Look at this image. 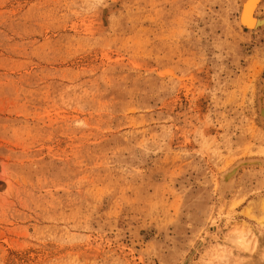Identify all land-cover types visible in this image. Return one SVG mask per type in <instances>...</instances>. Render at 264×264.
Here are the masks:
<instances>
[{
	"label": "rangeland",
	"instance_id": "rangeland-1",
	"mask_svg": "<svg viewBox=\"0 0 264 264\" xmlns=\"http://www.w3.org/2000/svg\"><path fill=\"white\" fill-rule=\"evenodd\" d=\"M238 11L0 0V264H264V166L216 188L264 154V26Z\"/></svg>",
	"mask_w": 264,
	"mask_h": 264
},
{
	"label": "bare ground",
	"instance_id": "bare-ground-1",
	"mask_svg": "<svg viewBox=\"0 0 264 264\" xmlns=\"http://www.w3.org/2000/svg\"><path fill=\"white\" fill-rule=\"evenodd\" d=\"M263 0H238V18L237 23L240 27L248 31H256L260 27L264 26V13L259 15V8ZM115 6L114 1H110L106 4V8L112 9ZM263 75L259 78L255 99H256V117L264 125V70ZM262 157H248L239 158L233 161L228 167L221 171L217 177V190H220V194L223 195L222 198L226 199L227 196L233 190L237 176L239 172L250 166L253 162H260V166H264V154ZM248 238H245L243 231H235L232 236L236 240L237 244L243 250H249L251 246L257 244L255 232L248 229ZM220 246V245H219Z\"/></svg>",
	"mask_w": 264,
	"mask_h": 264
},
{
	"label": "water",
	"instance_id": "water-1",
	"mask_svg": "<svg viewBox=\"0 0 264 264\" xmlns=\"http://www.w3.org/2000/svg\"><path fill=\"white\" fill-rule=\"evenodd\" d=\"M260 162H253V164H251L250 166H260L259 164ZM263 165V164H262Z\"/></svg>",
	"mask_w": 264,
	"mask_h": 264
}]
</instances>
